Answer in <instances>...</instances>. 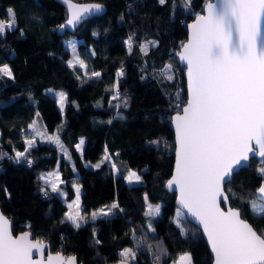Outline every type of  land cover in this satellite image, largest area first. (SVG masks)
<instances>
[{"label":"trees","instance_id":"obj_1","mask_svg":"<svg viewBox=\"0 0 264 264\" xmlns=\"http://www.w3.org/2000/svg\"><path fill=\"white\" fill-rule=\"evenodd\" d=\"M74 1L102 3L106 13L60 35L68 12L57 0H0V21L10 18L12 9L16 22L0 34L2 211L15 233L29 230L53 251L76 255L81 264H114L124 259L126 248L134 252L131 264H172L185 253L192 264H213L200 229L185 217L176 218V194L165 188L174 165L172 116L187 101L184 68L176 55L188 24L207 0ZM72 38L87 51L93 77L70 64L73 50L64 40ZM5 65L11 75L2 72ZM48 88L65 91V115ZM38 114L49 132L65 123L62 148L70 159L54 144L37 140L28 147ZM131 168L143 170L138 184L126 182ZM56 169L64 198L42 180ZM263 180L264 165L252 158L225 188L231 205L264 236V214L251 208ZM75 183L83 188L85 214L117 203L115 212L74 226L66 213L76 197ZM148 202L161 204L153 231Z\"/></svg>","mask_w":264,"mask_h":264},{"label":"water","instance_id":"obj_2","mask_svg":"<svg viewBox=\"0 0 264 264\" xmlns=\"http://www.w3.org/2000/svg\"><path fill=\"white\" fill-rule=\"evenodd\" d=\"M57 1L68 12L60 35L106 13L99 2ZM187 29L176 55L187 101L172 116L174 165L165 188L200 229L213 264H264V236L225 188L252 158L264 165V0H207ZM256 199L264 202V180ZM0 264L81 263L29 230L15 233L0 207Z\"/></svg>","mask_w":264,"mask_h":264},{"label":"rangeland","instance_id":"obj_3","mask_svg":"<svg viewBox=\"0 0 264 264\" xmlns=\"http://www.w3.org/2000/svg\"><path fill=\"white\" fill-rule=\"evenodd\" d=\"M10 18L3 19L0 21V34H5L7 29H11L15 27L16 22L13 16V10H9ZM79 41L77 39L64 40V45L73 50V60L71 61V65L79 68L85 74L86 77H93L95 75V71L87 59V51H81L78 49ZM129 46L131 42L128 40L126 42ZM2 72L7 75H11V71L7 65L2 67ZM121 76V72L119 73ZM46 92L58 99L59 108L63 115H65V105L67 102V95L64 90L56 89V88H48ZM64 122L62 125L58 127L55 132H49L41 118V115L38 114L36 120L31 124L30 129L33 136L28 138V147H31L36 143L37 140L45 143L54 144L61 148L63 154H65V149L62 148L63 142L61 139V129L64 126ZM79 148L82 150L83 144L79 145ZM19 154V153H18ZM117 174L119 173L118 169H116ZM143 170L136 168L130 169L126 175V182L130 185L138 184L142 180ZM44 180L46 183L53 189L58 192L61 196L65 197L67 195L66 191L61 188L63 181L61 180V173L59 169L51 171L44 175ZM73 188L77 193L75 200L70 204V210L67 213L69 221L76 227L84 225L86 219L96 220L100 217H106L107 211L103 208L94 209L91 213L85 214L82 210V201H81V193L83 192V188L80 184H73ZM251 208L255 214H264V202L255 199L251 202ZM147 222L150 229L154 230V222L161 215V204H153L148 202L147 204ZM185 217L184 213L178 209L176 212V218ZM122 257L127 261H132L134 252L128 248L124 249L121 253ZM172 264H192V258L189 253H185L178 258L176 262Z\"/></svg>","mask_w":264,"mask_h":264},{"label":"crops","instance_id":"obj_4","mask_svg":"<svg viewBox=\"0 0 264 264\" xmlns=\"http://www.w3.org/2000/svg\"><path fill=\"white\" fill-rule=\"evenodd\" d=\"M96 75V74H95ZM29 132L32 134L31 136H33L34 134L32 133V131H31V129H29ZM84 140V138H82L81 139V141H83ZM80 149V148H79ZM83 149V148H82ZM81 150V149H80ZM64 156L67 158V159H70V156H69V154H68V152L65 150V154H64ZM109 157V156H108ZM110 161H111V163H112V167H113V170H114V174L116 175V176H119V174L120 173H118L117 174V172H116V169H118L117 167H116V165L112 162V159L110 158ZM60 171V170H59ZM119 171V170H118ZM60 173H61V171H60ZM42 180H43V182L45 183V184H47L46 183V181L44 180V175L42 176ZM61 180H62V174H61ZM48 185V184H47ZM76 195H77V193H76ZM81 195H82V193H81ZM63 197V196H62ZM64 198V197H63ZM115 206L116 207H104L103 209H105L106 211H107V216H110V215H112L114 212H115V209H117V203L115 204ZM69 212V211H68ZM67 212V213H68ZM67 213H66V216H67ZM67 218H68V216H67ZM87 220H90L89 218L88 219H86V221ZM81 226H83V225H81ZM81 226H79V227H81ZM183 255V254H182ZM181 257V256H180Z\"/></svg>","mask_w":264,"mask_h":264},{"label":"built area","instance_id":"obj_5","mask_svg":"<svg viewBox=\"0 0 264 264\" xmlns=\"http://www.w3.org/2000/svg\"><path fill=\"white\" fill-rule=\"evenodd\" d=\"M115 90H116V89H115ZM27 164H29V162H27ZM42 197H43V198H46V199H50L51 195H50L49 193H47V192H43V193H42Z\"/></svg>","mask_w":264,"mask_h":264}]
</instances>
